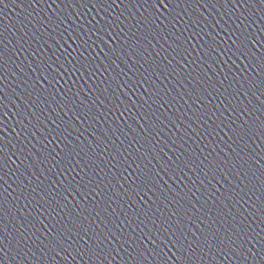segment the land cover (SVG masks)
<instances>
[{
  "label": "water",
  "instance_id": "1",
  "mask_svg": "<svg viewBox=\"0 0 264 264\" xmlns=\"http://www.w3.org/2000/svg\"><path fill=\"white\" fill-rule=\"evenodd\" d=\"M262 131L264 2L69 0L10 264H264Z\"/></svg>",
  "mask_w": 264,
  "mask_h": 264
},
{
  "label": "snow or ice",
  "instance_id": "2",
  "mask_svg": "<svg viewBox=\"0 0 264 264\" xmlns=\"http://www.w3.org/2000/svg\"><path fill=\"white\" fill-rule=\"evenodd\" d=\"M0 2H2V0H0ZM261 2H264V0H261ZM261 135L264 136V131L261 132ZM76 234L79 235V232H77ZM59 235L61 237L60 239L50 238L48 243L45 245V248L51 249L54 252L55 256H57V257H59L61 255V253H66L65 258H67V256L72 255V253L68 252L67 248L64 247V245L68 243V237L64 236L63 233H60ZM69 235H72L71 231H69ZM84 235L86 236L87 232H85ZM109 235H111V234H109ZM225 235L227 236V244L225 243L224 239L220 238L219 236L216 237V239L219 241V245H220L217 254H223L225 257H227L229 259H231L232 257H236L237 259H239L240 255L243 254L244 259L247 260L248 256H247L245 250L243 249V245L241 244V247L239 249H237L236 248L237 240L232 239V237L227 234V231H225ZM148 237H152L151 230H149L148 236H146L145 239H148ZM152 238H153V240H159V236H155ZM237 238L242 239L239 237V235H237ZM73 239H74V237H73ZM81 239H84V236H81ZM89 239H91V238L89 237ZM107 239H108V237H105L104 240L100 241V244H103ZM171 242L172 241L169 240V243H171ZM177 243H179V241H177ZM196 244L198 246L200 244L199 237L196 238ZM173 246H175V245H173ZM9 247H11V244H9ZM190 247H191V245H190ZM85 249H87L86 252H85ZM77 251H78V253L82 252L84 254L89 255V258H91L92 256L103 254V258L107 259L108 255L111 253V251H114V250L109 249L108 252H105V249L103 247L97 248V246L90 245L86 241L84 248L78 249ZM152 251H155V249H152ZM200 251L203 252L202 246L200 247ZM209 251H213V248L211 245H209ZM145 252H147V249L142 248V250L137 252V255L146 259ZM17 254H19V252ZM148 254L151 255L150 252ZM229 254H231V255H229ZM116 255H119V252H116ZM192 255L193 256L196 255L194 250H193ZM205 255H207V253H205ZM37 259H40V257L37 256ZM73 259H75V257H73ZM262 259H264V257H262Z\"/></svg>",
  "mask_w": 264,
  "mask_h": 264
}]
</instances>
